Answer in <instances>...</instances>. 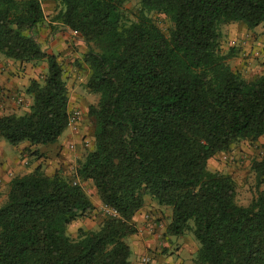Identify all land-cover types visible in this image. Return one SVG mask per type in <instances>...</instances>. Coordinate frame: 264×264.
I'll return each instance as SVG.
<instances>
[{
	"label": "trees",
	"instance_id": "obj_1",
	"mask_svg": "<svg viewBox=\"0 0 264 264\" xmlns=\"http://www.w3.org/2000/svg\"><path fill=\"white\" fill-rule=\"evenodd\" d=\"M46 1L59 5L51 34L70 30L87 48L85 87L98 100L87 112L93 149L76 176L114 215L71 238L68 227L93 209L79 184L40 167L15 176L0 205V264H131L127 241L146 197L170 208L169 235L192 234L194 264H264V156L251 163L257 193L246 206L234 180L207 167L264 137V72L243 79L227 63L235 51L220 49L221 26L264 25V0H136L134 20L131 0H0V56L47 64L25 89L28 111L0 116L12 146L55 144L69 123L62 67L38 40ZM153 13L170 22L167 35Z\"/></svg>",
	"mask_w": 264,
	"mask_h": 264
},
{
	"label": "rangeland",
	"instance_id": "obj_2",
	"mask_svg": "<svg viewBox=\"0 0 264 264\" xmlns=\"http://www.w3.org/2000/svg\"><path fill=\"white\" fill-rule=\"evenodd\" d=\"M138 9L139 4L136 0H131L124 5L125 13L131 20L135 19ZM43 10L45 22L37 29L38 38L45 40L46 52L55 55L62 67L63 78L68 89V97L69 100H71L70 106H72L68 114L70 118H73V122L67 127L55 144L47 145L45 148L42 147L39 151L26 155L25 159L28 160L26 168H31L32 165L42 157L41 166L43 167L47 164L45 169H43L44 172L49 169L50 164L56 165L57 169L53 172L58 173L70 183L79 184L88 196L93 205V209L88 215L73 222L67 229L68 235L71 238H75L80 229L86 231L98 230L104 218L110 216L111 212L101 204L93 183L88 180L81 181L76 176V169L79 162L93 149L94 121L88 116L87 112L90 105L96 104L98 96L89 93L85 87L89 74L88 68L83 63V56L87 51L85 44L82 40L76 39L74 32L70 30L72 39L69 38V35L60 37L56 40L57 44H53V41L50 39L52 36L50 20L56 15L59 10V5L57 2L48 1L43 4ZM150 17L159 29L167 35L171 24L165 16L153 13ZM238 28L242 29L246 27L243 24H228L220 27V49L223 55H226L231 49L235 51V54H233L234 56L230 58L227 63L233 71L240 73L243 79L249 81L264 72V70L260 68L264 64V53L261 52V54L256 57H251L249 54L243 56L246 52L242 50L240 44L235 45L229 40L230 34L240 33ZM235 29H237L238 32ZM262 29L264 30V27H262ZM0 60H6V58L0 56ZM9 61L16 64L18 69H22V72L25 71L27 66L30 70L34 71L28 83L33 79L42 81L47 70L45 61L33 63ZM243 61H246L244 62L246 68L240 67L243 66ZM0 63L2 62L0 61ZM22 64H25V66ZM22 92L24 95L18 92L17 97H21L24 100V105H19L17 109L18 114L16 115H23L26 113L28 110L25 108V105L28 104V101L32 103L31 97L26 94L25 90ZM0 140L5 143V153H8V155L16 154V149H14L11 144L3 139ZM263 156L264 137H261L254 142L242 141L234 145L228 153L215 155L208 161L207 167L210 171L229 175L236 184V202L239 205L246 206L257 193L255 173L251 169V163L253 160H260ZM260 190L264 192V183L260 186ZM2 196L3 194L1 195L0 193V205L4 202ZM157 206L158 205L149 197L145 198L144 207L147 209L144 215L145 223L153 227L165 228L164 235L174 240L176 237L169 235L166 231L168 224L165 214H171V210L168 207H160L157 209ZM157 210H160V218L155 217V214H153ZM180 237L188 239L192 243H190L192 250H194L196 243L191 233L187 232ZM127 243L129 245L128 241ZM151 254L152 253H149L147 256L151 257ZM129 259L131 264H134L135 256L133 252H131ZM173 259L175 258L173 257ZM194 260L195 254L192 259H189L190 264H194Z\"/></svg>",
	"mask_w": 264,
	"mask_h": 264
},
{
	"label": "crops",
	"instance_id": "obj_3",
	"mask_svg": "<svg viewBox=\"0 0 264 264\" xmlns=\"http://www.w3.org/2000/svg\"><path fill=\"white\" fill-rule=\"evenodd\" d=\"M44 3L45 2L42 3V9ZM262 27L264 26L260 25L253 30L238 28L240 33L230 34L229 40L235 45L240 44L242 50L246 52L243 56L249 54L252 57L254 51H260L264 47V30ZM68 35L70 36L69 38L72 39L70 31L65 29L64 32L52 35L50 39L53 41V44H57V38L66 37ZM38 40L45 42V40H42L41 38H38ZM44 47L46 50V43ZM0 61L2 62L0 63V92L3 94L2 98H0V116L18 114L17 109L19 108V105L14 101V98L17 96L18 92H21L24 95L22 91L27 87L28 80L33 76L34 71L30 70L26 65L27 67L25 68V71L22 72V69H18L16 64L9 60L6 59ZM244 62L246 61H243V66L240 67L246 68ZM22 65L25 66V64ZM260 68L264 70V64ZM70 103L71 100L68 102V111L72 107L70 106ZM30 105L31 101H28L25 108L28 110ZM4 147L5 143L0 140V193L1 195L3 194V200L5 199L8 184L12 177L28 174L37 167H40L42 172L47 176H52L56 173L53 172L57 169L54 164H50L49 169L44 172L43 169H45L47 164L43 167L41 166V161L43 160L42 157L39 158L31 168H26L28 160L25 159V156L34 153L35 151H39L42 147L45 148V146L30 147L28 143L23 142L17 146H13L14 149H16V154L14 155H8V153H5ZM159 208L160 206H157V209ZM146 212L147 209L143 207L133 218L138 232L131 236L128 242L131 252H133L135 256L134 264H190L189 259H192L197 251L196 244L194 250H192V243L188 239H185V237H176L172 240L170 237L164 235L165 228L162 229L159 227H153L149 224L146 225L147 223H145L144 220ZM153 214H155V217L160 218V210H157ZM170 216V213L165 214L167 224H169ZM149 253H152L151 257L147 256ZM146 257L150 259L149 263L142 262V258ZM173 257L175 259H173Z\"/></svg>",
	"mask_w": 264,
	"mask_h": 264
},
{
	"label": "built area",
	"instance_id": "obj_4",
	"mask_svg": "<svg viewBox=\"0 0 264 264\" xmlns=\"http://www.w3.org/2000/svg\"><path fill=\"white\" fill-rule=\"evenodd\" d=\"M261 52L262 53H264V47H263V49L262 50H260V51H254L253 52V56L254 57H256V56H259L260 54H261ZM2 96H3V94H1V92H0V98H2ZM14 101L18 104V105H24V100L21 98V97H17V96H15V98H14ZM72 122H73V118H70V116H69V123H68V126H70L71 124H72ZM111 211V210H110ZM110 215H114V212H110ZM149 261H150V259L149 258H142V262L143 263H149Z\"/></svg>",
	"mask_w": 264,
	"mask_h": 264
}]
</instances>
